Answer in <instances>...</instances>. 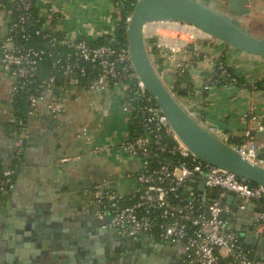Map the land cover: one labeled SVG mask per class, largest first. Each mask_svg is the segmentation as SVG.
<instances>
[{"label": "built area", "instance_id": "obj_1", "mask_svg": "<svg viewBox=\"0 0 264 264\" xmlns=\"http://www.w3.org/2000/svg\"><path fill=\"white\" fill-rule=\"evenodd\" d=\"M21 3L15 19L10 18L13 8L0 4L7 22L6 34L0 41V66L7 79L8 98L15 93H26L29 118L40 108L59 116L65 113L66 103L77 92L98 94L115 87L120 89L128 121L137 123V132L128 134L114 146L125 155L139 159L138 171L127 175L135 179V188L124 194L98 184L88 195L89 203L96 208L97 219L104 222L103 228L112 229L123 239L138 241L148 236L165 243H182L183 264H260L252 249L229 227L233 211L226 197L228 194L236 197L239 208L243 209L249 202L257 208L253 231L263 239L264 187L250 185L231 172L206 164L189 151L139 79L130 60L128 43L116 39L115 29L99 37L103 43L90 45L86 39L59 31L61 18L54 8H48L36 18L30 1L21 0ZM116 14L118 22L128 23L130 14L125 20L117 10ZM30 24L35 25L34 35L46 41V46L30 44L27 33ZM143 36L152 60L155 59L152 47L178 59L191 42L195 45L197 41L213 39L176 21L147 22L143 25ZM43 61L48 63L45 76L40 70ZM210 62L222 76V86L240 85L223 60ZM174 67L178 75L183 74L182 61ZM165 83L181 104L196 112L190 100L178 95L173 83ZM250 120L244 139L230 145L242 157L264 167V157L256 141L257 132H264V115L253 112ZM9 122L19 139L26 126L11 115ZM83 133L86 134V129ZM99 150L94 148L93 152ZM75 159L63 157L60 163L64 166ZM1 173L0 195L7 196L13 187V172ZM195 180L214 191L206 203L199 201L195 191L186 189Z\"/></svg>", "mask_w": 264, "mask_h": 264}, {"label": "crops", "instance_id": "obj_2", "mask_svg": "<svg viewBox=\"0 0 264 264\" xmlns=\"http://www.w3.org/2000/svg\"><path fill=\"white\" fill-rule=\"evenodd\" d=\"M35 5L38 13L54 8L61 18L59 31L73 38L94 41L118 25L111 0H36ZM248 7L249 12L240 16V24L252 35L264 37V0H249ZM6 25V16L2 11L0 41L6 34ZM189 45V49L178 59L156 48V68L164 82L175 84L178 95L194 104L202 122L216 136L236 144L244 138V131L251 125V113L264 115V86L256 88L253 85L257 81L264 84V58L248 56L215 39L197 41L195 45L191 42ZM218 58L223 59L241 79L239 86H218L214 83L215 70L210 60ZM181 61L185 70L178 75L174 66ZM7 90V79L0 66V171L11 170L14 176L9 196L0 198V216L7 227L3 234L0 229V239L7 243L6 247L0 248V264H10L15 259L20 263L25 249L21 244L23 241L15 238L18 235L15 227L21 230L25 224L43 227L39 234L45 240L52 233L61 232L59 244L46 246L50 253L54 248L53 260L59 264L67 259L64 248H71L64 243L66 233L62 232L67 223L76 225L79 235L87 240L86 245L90 247L87 248L88 255L99 254L94 247L95 239L103 244L102 253L108 255V245H116L110 233L113 230L103 228L104 222L97 219L96 208L88 201L89 192L98 184H103L126 194L136 186L135 179L127 175H134L140 167L137 157L127 156L114 148L130 134L120 89L113 87L98 94L77 92L66 103L65 113L59 116H52L46 109L40 108L30 116L19 139L9 122L11 114ZM83 129H86V134ZM258 132L256 141L264 150V133ZM17 139L19 144L16 145ZM94 148H100L99 152L94 153ZM67 156L76 159L62 166L60 160ZM201 184L195 180L186 189L195 191L199 201L206 203L214 191ZM7 201L11 202L10 210L6 208ZM239 203L234 197L231 205L228 204L233 211L229 227L255 250L260 264H264V238L257 237L253 231L254 206L249 202L242 209ZM29 207L37 213L24 212ZM7 218H12V229L8 228ZM21 221L25 222L23 226ZM101 229L103 233L99 235ZM140 242L146 243L144 238ZM76 243L77 240H73L71 244ZM166 245V248L157 250V254H153V248L148 249V256L157 259L170 257L173 264H182V243Z\"/></svg>", "mask_w": 264, "mask_h": 264}, {"label": "water", "instance_id": "obj_3", "mask_svg": "<svg viewBox=\"0 0 264 264\" xmlns=\"http://www.w3.org/2000/svg\"><path fill=\"white\" fill-rule=\"evenodd\" d=\"M248 3L249 0H136L126 26V36L130 60L135 72L153 101L166 116L174 133L189 151L206 164L221 168L248 182L264 187V167L238 154L230 144L216 136L202 122L199 113L190 112L186 105L181 104L176 96L172 94L170 88L160 76L154 60L151 59L143 36V25L147 22L176 21L192 26L207 36L248 56L264 58V37L252 35L239 22L240 16L249 12ZM260 133L264 132H258V134ZM8 196L0 195V198L5 199ZM233 199L234 196L228 194L226 203L231 205ZM10 203V201H7L6 204V208L9 210ZM233 209L236 210L235 207ZM9 212L11 214V211ZM24 212L35 213L36 211L32 212V208L29 207L28 211L26 209ZM7 222L8 228L12 229V218H7ZM24 223L21 221L20 225L23 226ZM42 228L38 224H25L24 229H16L18 235L15 238L18 241H23L21 244L25 249L23 258L19 259V264H59L53 260L54 248L52 247L50 253L46 246L47 244H59L61 239L58 236L61 232L52 233L48 236V240H45L44 236L39 234ZM3 229L6 231L7 227L4 226ZM62 232L66 233L64 243H66V246L70 245L71 247L70 249L64 248V252L69 255L71 262L64 260L62 264H78L73 259L74 251H80V248H77L78 244L84 243L87 246V240L83 239L75 245L71 244L73 240H77L76 237L80 232L76 225L72 223L64 224ZM98 232L101 235L103 230L101 229ZM110 233L116 242V245H112V249L117 248L118 244L122 242L124 246L130 244L128 247L133 248H131V253L140 254L142 260L132 261L129 264H173L170 257L157 259L147 254L150 248H153V254H157V250L167 247L165 242L143 236L146 249L141 247L138 249L134 247L138 244L141 245L140 241L120 238L114 231H110ZM1 240L0 247H6L7 243ZM94 247H97L99 254L89 253V255H84L82 252L84 259L87 261L86 264H94V262L95 264H125L122 259L112 261L114 250L109 249V254L104 255L102 253L104 246L99 239H95ZM101 247L103 249H100ZM10 264L18 263L15 259Z\"/></svg>", "mask_w": 264, "mask_h": 264}, {"label": "trees", "instance_id": "obj_4", "mask_svg": "<svg viewBox=\"0 0 264 264\" xmlns=\"http://www.w3.org/2000/svg\"><path fill=\"white\" fill-rule=\"evenodd\" d=\"M29 1L31 3L30 8H32L33 16L36 18H39V13L37 12L36 5H35L36 0H29ZM111 1L113 3L114 8L117 10V13L122 18V20H125V18L131 13L133 5L136 2V0H111ZM0 4H2L4 6V8H8V9L13 8V12H12V14H10L11 15L10 18H12V19H15L17 14L20 13L17 11V8L22 7L21 0H13V1L0 0ZM116 15H117L116 12H114V16H116ZM126 26H127V24L125 22L120 21V22H118V25L116 26L115 31H114L116 39H119L125 43H127ZM36 29L37 28L33 24H30L28 26L27 33L30 36V40H29L30 44L37 46V47L46 46V41L42 40L41 37L34 35V31ZM83 39H86V38H83ZM88 43L90 45H94V46L99 45V44L103 43V39L98 38L97 40H94V41H88ZM155 50H156V47H152L151 52L153 53L155 58H157V55L155 54ZM220 59L221 58H218L217 60H220ZM221 60H223V59H221ZM226 67H227V65H226ZM227 68H228V71L230 73H232V74L234 73L231 68H229V67H227ZM40 70L42 71L43 76H45L48 73V63L46 61H43L41 63ZM237 79L241 83V81H240L241 79L238 77H237ZM216 80L218 82H216ZM214 81H215V84L218 86H221L223 84L222 76L216 72H215V76H214ZM253 85L256 88H260L261 86H264L263 82H259V81L255 82ZM174 88L176 90L175 86H174ZM8 104L10 107L11 116L13 118H15L16 120H20L23 123V125L27 126L29 116L27 114V95H26V93L20 92V93L12 94V96H10ZM129 129H130V135H133L137 132L138 127H137V123L135 120L129 122ZM228 142L232 143L231 141H228ZM232 145H235V143H232ZM260 154L262 155V157H264V150L260 149ZM163 157H165V156H163ZM13 178H14V176H13ZM2 180H3V176H2V173L0 171V182ZM249 184L250 185H256V184L251 183V182H249ZM93 189H91V191ZM256 210H257V208H254V211H256ZM141 240H143V237L139 238L138 241H141ZM248 247H250V249H252L253 255L256 256L255 250L253 248H251V246H248ZM181 263H182V260H181Z\"/></svg>", "mask_w": 264, "mask_h": 264}, {"label": "flooded vegetation", "instance_id": "obj_5", "mask_svg": "<svg viewBox=\"0 0 264 264\" xmlns=\"http://www.w3.org/2000/svg\"><path fill=\"white\" fill-rule=\"evenodd\" d=\"M4 218L2 219L1 218V216H0V229H2V231H1V234H3V233H5V231H4ZM5 228H6V226H5ZM15 229H17V227H15ZM18 230H19V228H18ZM76 239H77V242L79 243V242H81L84 238H83V236L82 235H77V237H76ZM120 246H118L117 248H113L112 249V244H109L108 245V249H111V250H114L115 251V253H114V255H113V257H112V261L113 260H118V259H122V261L125 263V264H129L130 262H132V261H140V260H142V258L140 257V254H138V253H131V251H132V247H128V245H123L122 244V242H120ZM81 245V246H80ZM144 248V249H146V245L145 244H142L141 243V245H139L138 244V246H136V247H134V248ZM1 248V247H0ZM78 248H80V251H78V252H76V251H74V253H75V255H74V257H73V259L78 263V264H86V260L84 259V256L82 255V252L84 253V255H87L88 254V250H87V246H85V244L84 243H81V244H78ZM132 248V249H131ZM2 249V248H1ZM110 251V250H109ZM76 253H77V255H76ZM109 254V253H108ZM108 257V256H107ZM106 257V258H107ZM67 262H71L70 261V259H69V255H67Z\"/></svg>", "mask_w": 264, "mask_h": 264}]
</instances>
